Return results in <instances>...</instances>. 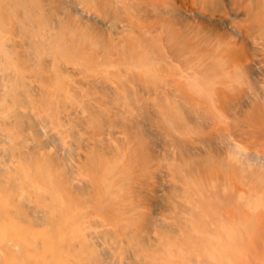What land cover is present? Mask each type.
Wrapping results in <instances>:
<instances>
[{
  "label": "rangeland",
  "instance_id": "1",
  "mask_svg": "<svg viewBox=\"0 0 264 264\" xmlns=\"http://www.w3.org/2000/svg\"><path fill=\"white\" fill-rule=\"evenodd\" d=\"M77 1L84 5L90 4V0ZM149 1L103 0L107 10V25H100L104 28L103 32L109 24L111 25L107 32L110 30V34H114L112 36L115 37L114 41L117 40L118 46L112 49V59L114 62L117 59L122 60L124 55H129L135 49L142 59L141 67L130 64L128 68L110 70V80L105 84L97 80H87L83 72L74 77L55 73L58 71L55 59L44 51V46L50 44L55 48L61 45L56 42V35L61 31L60 24L53 19L55 13L48 14V7L57 4L58 0H27L26 3L30 6L42 7L43 15H34L35 22H30L23 16V0H0V48H6L8 52L7 56L0 52V129L14 133L5 141L0 130V145L12 149L11 153L8 151L7 154L0 150V159H6L7 162L17 160L22 164L27 147L35 140L40 141L44 149L31 152L44 158L68 153V147H71L69 144L75 142L83 146L88 133L84 130L80 117L90 108L96 109L102 115L101 120H98L102 137L115 145L114 152H117L118 161H121H116L117 168L106 186L116 192L114 203L120 204L122 208L120 211L108 213H90L89 218L94 221L86 230H99L89 238L91 243L88 240L94 250L93 256L98 257V263H95L93 257V264H139L138 260L141 264H229L223 261L224 259L208 255L205 251L211 237L219 236L228 240L224 228L221 227L226 224L233 228L240 248L248 243V230L243 226L242 212L236 210L237 205L227 202L225 205L221 200V188L227 176L222 172L212 174L202 166L201 169L188 170L187 165H184L195 160H215L218 156L224 161L239 159V156H245L246 153L237 151L234 144L238 146L241 142L251 143L264 137V0H223L231 15L234 11L237 13L236 18L242 22L243 29L241 32L230 30L228 24L226 26L221 23L222 20H216L212 28L218 34L225 35L229 43H242L249 47L256 42L261 50L255 56L260 59L248 76L238 74L234 81L226 83L221 90L214 86L212 92L205 93L193 88L198 96L195 101H178L177 92L171 86L169 90L160 86L154 89L155 78H158L156 81L159 84L163 76L167 77L168 74L161 71L164 61L159 57L164 52L160 41L163 20L156 16L157 12L152 5L154 2ZM165 1L163 0L161 7L174 0H168L166 3ZM228 1H231L229 5ZM129 2H141L142 9L128 8L126 11L125 5L128 7ZM194 18L197 19L188 16L184 23H197L198 19L195 21ZM123 24L125 28H121ZM79 26L85 28V24L81 23ZM12 29L16 35L23 37V72L15 69L10 63L5 64L8 59L11 61V55H14L10 46L14 35ZM152 29L154 30L151 31ZM63 30L68 33V41L74 38L68 37L72 35L68 28ZM158 33L161 37H158ZM202 42L206 45L208 37ZM193 47V42L186 43V53H191ZM70 48V51L76 54L81 52L87 56L89 52L84 41ZM121 48L126 53L123 54ZM34 49H37V52H34ZM156 49L162 51L157 52ZM180 51L178 49L172 52L176 57ZM133 52L132 54H136ZM40 57L44 59L43 64L39 63ZM73 58L72 56L70 61H74ZM166 64L170 69L179 68V60H170ZM20 76L23 80H20ZM47 76L50 82L45 84L46 91L42 92L34 84L40 82V77ZM59 78L65 82H61ZM55 82L62 84L61 91H57ZM68 82L78 89L79 96L71 94ZM235 88L240 89L239 94L235 92ZM164 104L175 109V115L180 122L174 119L164 122L162 116L160 119L158 113ZM31 128L35 129V136L30 132ZM54 131L61 133V142L48 140V134ZM19 139H24L26 144H19ZM134 144L139 145L147 156V162L141 168V177H134L125 165L126 162H123L127 158L129 146ZM261 168L264 170L263 163ZM69 177L70 180L65 185L73 189L74 177ZM133 184L137 188L135 195L142 198L139 203L143 205H139V209L146 204L149 206L147 217L141 212L133 213L134 211L128 209L132 205L129 191ZM154 186L157 197L152 200L150 190ZM209 190L220 192L218 195L213 193V198L215 195L220 198L222 194L219 200L216 199L219 203L213 199L211 202L205 201V195L211 198L208 197ZM196 193L201 194L199 196ZM12 195L18 198L19 190L12 188ZM111 195L114 200L115 195ZM31 197L39 204L35 209L43 205L35 195L32 194ZM201 203L207 210L203 214L193 215V206L199 208ZM128 220L133 223V228L129 226ZM106 225L111 226V231L103 233V226ZM41 227L43 226H38ZM169 248L171 258L167 259V254L164 253ZM87 249V245L78 246L73 253L85 255L88 253ZM232 264L260 262H254L244 256L241 262L235 260Z\"/></svg>",
  "mask_w": 264,
  "mask_h": 264
},
{
  "label": "bare ground",
  "instance_id": "2",
  "mask_svg": "<svg viewBox=\"0 0 264 264\" xmlns=\"http://www.w3.org/2000/svg\"><path fill=\"white\" fill-rule=\"evenodd\" d=\"M23 1L25 4L21 11L28 21L35 22L34 15H43L42 7L39 5L30 6L26 3L27 0ZM152 2H154V4L152 3L154 10L157 12L154 11L156 16L163 20L160 29L162 37L159 33L158 37L162 38L160 41H162L164 52L162 54L160 52L161 55L158 56L164 61L161 71L168 74L167 77L163 76L159 84L156 81L158 78H155L154 89L160 86L162 89L169 90V86H171L177 92L178 101H195L198 96L193 88L203 90L205 93L212 92L214 86L221 90L226 83L234 81L238 74L248 76L253 66L259 62L260 58L255 54L261 48L256 42L249 46L251 48L242 43L237 45L236 42H231V45L227 42L225 35L218 34L212 28L213 24L217 22L216 20H222L220 22L224 25L228 24L230 30L241 32L243 29L242 22L236 18L237 13L234 11L231 15L223 0H174L171 3L167 2L168 4H165L167 7L160 6L163 5V0H152ZM229 2L231 3V1H228V5ZM140 3L129 2L128 7L125 5L126 11L128 8L138 10V7L141 10L143 4L140 7ZM152 5L150 6L152 7ZM108 7L110 9V6ZM48 9L50 10L48 14L55 13L53 19L60 24L61 28V31L56 35V42H60L61 45L58 43L59 46L55 48L50 44L44 46V51L55 59V67L59 71H56V74L65 73L67 77H74V75L83 72L87 80H97L106 84L110 80L108 75L110 70L128 68L130 64L141 67L142 59L139 58L136 49L134 52L131 50L136 54H132L128 50L131 53L124 55L122 60L117 59L114 62L112 59L114 54L112 49L117 46V40L114 41L115 37L112 36L113 33L110 34V30L107 32L110 24L104 32V28L100 25L107 20V10L103 0H90L89 5L81 4L77 0H58L57 4L50 5ZM188 16L196 17L198 22L185 24L184 21ZM81 23L85 24V28L79 26ZM105 24L107 25V23ZM171 26L172 28H170ZM64 28H68L69 33L72 34L68 36L69 38L74 37L70 41L66 38L68 33L63 30ZM121 28H125L124 24ZM12 33H14V29H12ZM14 35L10 45L14 55H11V61L8 59V63L6 61L5 64L10 63L15 69L23 72V37L16 33ZM115 36L118 35L115 34ZM206 37H208V43L205 45L206 41L204 43L202 41ZM77 41L80 43L84 41L89 50V57L85 54L82 55L81 52L76 54V52L70 51V47L77 45ZM189 42H193L194 47L193 51L188 54L185 45ZM176 49L181 51L175 57L172 51L176 52ZM35 51L37 52V49H34ZM123 51V54L126 53ZM156 51L162 50L156 49ZM0 52L4 56L8 55L6 48H0ZM30 56L28 57L31 58ZM72 56L74 61H70ZM43 60L40 57L39 63L43 64ZM170 60H179V68L170 69L167 65L169 63L166 64ZM20 78L23 80V77L20 76ZM62 81L65 82L64 79ZM49 82V76L40 77V82L35 83L34 86L36 85L40 91L45 92V84ZM110 84H112L111 81ZM55 86L57 91H61L62 84L58 85L55 82ZM68 86L73 96H79L77 88L73 87L71 83ZM235 89V92L239 94L240 89ZM159 113L160 119L162 116L164 122H170L171 119L179 121L175 115V109L167 104L162 105V110ZM101 116L96 109L90 108L86 114L80 117L82 126L88 133L87 142L85 141L83 146L77 142L69 144L71 147H68L69 152L66 154H56L45 158L36 155L31 151L44 149V146L40 141L35 140L32 144L29 143L31 145L27 147V154L23 156L22 164L17 160L7 162L6 159H0V264H93V257L95 263H98V257L93 256L94 250L89 244L92 242L89 238L99 230H86L94 221L89 218V215L94 211L108 213L120 211L122 208L120 204L114 203L116 192L106 186L114 169L117 168L116 161L119 157L117 152H114L115 145L102 137L98 121L101 120ZM0 130L4 134L5 141L14 134L2 128ZM30 132L32 135H36L34 128H31ZM47 138L49 141L61 142L62 136L59 131H54L48 134ZM19 140V144H26L24 139ZM234 147L237 148V151L246 153L245 156H239V159H232V161H224L218 156L215 160L203 162L195 160L186 162L184 165H187L188 170L201 169L202 166L204 170L211 171L212 174L222 172L227 176L226 182L222 184L221 188L223 197L222 194L219 197H222L221 200L225 205V202L237 205L235 208L242 212L243 226H246L248 230V243L240 248L233 228L226 226L227 224L221 225L228 240L221 239L219 236L211 237L210 244L208 247L206 246L205 251L208 255L224 259L223 261L229 264L234 263L235 260L241 262L244 256L254 262L258 261L260 264H264V170L261 168L262 163L264 164V137L255 139L251 143L241 142L238 146L234 144ZM129 149L127 158L123 162H126L125 165L132 171L134 177H141L143 175L141 168L145 166L147 156L137 144L129 146ZM0 150L7 154L8 151L11 153L12 149L0 145ZM256 165L258 166L256 167ZM69 176H73L76 180L75 182L73 180V189L67 188L65 185L70 180ZM12 188L19 190L18 198L12 195ZM136 189L134 184L130 188L129 198L132 200V205L128 209L134 211L133 213L141 212L143 216L147 217L149 206L146 204L139 209V205L142 206L143 203H139L142 198L135 195ZM155 190V186L150 190L152 200L157 197ZM111 193L115 195L114 200H112ZM207 193L211 198H207L205 195V201L211 202L213 199L218 202L216 199H220L216 198L220 192L209 190ZM213 193L217 194L215 198L212 196ZM32 194L43 204L38 209H35V206H39V204L32 200ZM200 194L196 193L199 196ZM213 203L211 204L213 205ZM201 204L199 208L193 206V215L203 214L207 210V207L203 203ZM30 205L32 207L29 208ZM219 211L221 212V210ZM131 220L127 222L133 228ZM38 226L43 227L38 228ZM102 231L108 233L111 231V226H103ZM85 245L88 247V255H82L79 252V254L73 253L75 247ZM170 250L171 248L165 250L164 254H167V259L171 258ZM137 263L141 264V261L138 260Z\"/></svg>",
  "mask_w": 264,
  "mask_h": 264
}]
</instances>
